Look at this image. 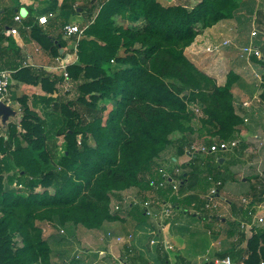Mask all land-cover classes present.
<instances>
[{"label":"trees","instance_id":"obj_1","mask_svg":"<svg viewBox=\"0 0 264 264\" xmlns=\"http://www.w3.org/2000/svg\"><path fill=\"white\" fill-rule=\"evenodd\" d=\"M76 1L62 0L61 28L77 12L70 4ZM96 4L76 41V59L66 66L71 97L65 92L54 96L63 76L23 65L14 39L0 31V69L11 70L16 85L43 91L14 94L20 119L8 122L0 134V264H58L50 246L58 233L43 237L42 224L100 229L119 219V211L110 212V203L112 198L122 202L121 191L129 187L155 192L156 205L169 204L173 211L163 216L167 221L192 216L190 208L204 206L200 195L212 181L220 182L219 189L235 179L213 153H192L188 162L175 161L196 139L207 145L238 139L243 120L235 112L232 87L239 76L229 71L219 85L184 49L204 29L232 18L239 0H200L192 7L160 0ZM14 14L11 9L10 20ZM10 20L1 27L10 26ZM31 37L52 57L63 54L60 49L67 44L34 22ZM257 43L263 53L255 58L264 66V41ZM260 98L264 103V90ZM106 102L111 108L105 115ZM190 105L200 106L202 115L196 116ZM176 132L180 136L171 138ZM170 146L174 151L168 161L178 171H165L179 180L176 190L159 169ZM257 193L263 195L264 185ZM130 216L144 221L150 215L134 205ZM82 260L73 256L65 264ZM243 261L264 264V229L248 238Z\"/></svg>","mask_w":264,"mask_h":264},{"label":"crops","instance_id":"obj_2","mask_svg":"<svg viewBox=\"0 0 264 264\" xmlns=\"http://www.w3.org/2000/svg\"><path fill=\"white\" fill-rule=\"evenodd\" d=\"M89 1L77 0L70 3L77 12L69 16L66 24L86 25L90 19L89 12L93 10L92 6L95 7L99 0H94L95 3L92 5L88 3ZM160 1L165 4H182L192 7L200 0ZM239 2L240 6L232 18L220 20L204 29L184 49L187 58L198 68L213 76L219 85L225 83L229 71L239 76L232 87L235 112L243 120L238 129V139H235L238 145L225 157H219L222 168L234 175L235 179L226 181L219 189L216 187L215 197L220 200L216 203V206L218 205L216 211L190 208L189 211L194 213L192 216H175L167 221L158 213L152 214L144 221L135 220L134 216H130L133 206L138 205L142 208L143 201H152L153 206L156 205L154 201L158 195L155 193L137 189V194L134 196L122 194L119 219L105 222L104 227L96 230L108 228L114 235L125 238L130 234L131 238L124 243H118V250L109 251V256L112 257L100 259L101 264H163V261L166 262L164 264L188 262L202 264L205 261L216 264L226 256H229L234 264H240L247 256L248 238L254 231L264 229V193L263 195L257 193L258 189L264 185V103L260 98L261 86L257 85V80L253 78V72L264 69V66L255 57L247 60L239 55L240 47L250 42L256 44L257 40L264 41V34L260 30L256 37H252L251 26L249 28L245 25L250 23V25L259 26L258 24L263 23L264 0H239ZM61 3L62 0H0V31L14 39L20 48L23 65L60 75L57 57L47 54L32 39L33 22L50 36L64 38L67 44L60 49L61 53L68 54L69 51L72 56L73 40L63 35L60 19H58ZM82 8L84 9L81 10ZM11 9L15 12L12 20H10L11 17L9 18ZM49 13L52 16H48L45 24H40L38 17L49 15ZM17 14L21 16L18 20L14 18ZM9 20L10 26L1 27ZM9 28H15L17 34H7L6 30ZM225 39H229L231 43L223 47L219 53L210 56L204 52L205 45ZM5 44L6 42H3V45ZM11 86L10 90L29 86L35 89L32 93H43L38 86L16 85L14 82ZM9 94L14 102L17 101V98L13 97V91ZM53 95L57 96L58 90ZM10 97L6 98L7 105L12 103ZM245 102L247 105H243ZM6 122L8 124L10 121ZM1 126L4 129L7 128L6 125V128L4 125ZM3 131L2 129L0 133L4 134ZM177 137L179 135L174 138ZM196 141L202 142L200 139ZM239 142L244 145L243 149ZM162 158L165 160L168 156ZM189 159L190 156L185 152L176 159V163H185ZM154 207L155 212L158 211V207ZM260 218L262 220H259ZM199 220L202 221L201 226L194 228L192 233H188L190 223ZM188 244L194 248L188 250Z\"/></svg>","mask_w":264,"mask_h":264},{"label":"rangeland","instance_id":"obj_3","mask_svg":"<svg viewBox=\"0 0 264 264\" xmlns=\"http://www.w3.org/2000/svg\"><path fill=\"white\" fill-rule=\"evenodd\" d=\"M245 25H246V27H249V28L251 26V30L250 31H252V27L253 26H255L258 31L260 30V28H259L260 26H257L256 24H251L250 25V23H247ZM258 31H257V33H259ZM256 36H257V34H256ZM257 41H256V44H257ZM73 44H74V42H73ZM67 53L70 54L69 51ZM63 55L65 56L66 54L64 53ZM208 55L212 56L214 54H208ZM239 55L242 58L244 57L240 53H239ZM117 66L118 65L116 63H113V67L114 68L117 67ZM202 71H204V70H202ZM256 71L264 77V69H260V71L257 69ZM204 72H206V71H204ZM253 78H254V76H253ZM66 85H67L66 89L63 86L59 87V85H58V93H64L65 92V93H67L66 95H68L69 97L73 96L72 87H70L72 84L70 82H66ZM257 85H258V83H257ZM11 87L12 86H10V88ZM69 87H70V90L67 91L69 89ZM10 88H9V92L12 93V91H13V93L16 96H20V95L25 94V93L29 95L35 90L34 88L29 87V86L28 87H24V88H18L16 90H10ZM10 96L11 95L8 94L6 96V98L7 97L9 98ZM7 100L8 99H6L3 102L6 103ZM10 100H12L13 104L11 103V104H8V105L10 106V109L12 110V112L9 113V115L6 117L5 121L2 120V118L0 117V119H1L0 120V127H2L1 125H4V126L6 125L7 126V122L6 121H8V120L9 121L18 122L19 119H20L21 113H20V110H19V102L18 101L14 102L13 98L11 99V97H10ZM110 108H111V103L110 102H106V110L104 112L105 115L107 114V112H108V110ZM34 109L36 111H38L37 108H34ZM200 109H201V107H200ZM201 115H202V110H201V114L199 116H201ZM193 123H194L195 126L198 125V121L196 119L194 120ZM6 126H5V128H6ZM2 129L4 130L3 132H5L6 129H4L3 127H2ZM2 129L0 130V132H2ZM176 135L180 136V133H178V132L173 133L170 137L174 139V137ZM59 142H60V140H59ZM193 143H200V142L194 141ZM173 151H174V146H170L167 149V151H165L164 156H162V157H166V156L170 157L171 156L170 154H173ZM230 151H232V150L230 149V150H227V151L214 152L213 156L215 158L225 157ZM201 154L202 155H208L209 153L208 152H203ZM162 157L160 158V161H162L161 167L169 168V167L174 166L173 162L168 161L169 158L163 160ZM172 168H176V167L174 166ZM212 183H213L214 186L219 187L218 185H216V181H212ZM137 189H139L137 186L129 187V188L121 191V195L124 194V195H133L134 196L135 194H137L136 193ZM35 190L37 192L42 191L41 188H36ZM146 191H148V190H146ZM146 191H143V192H146ZM151 192H153V191H151ZM153 193H155V192H153ZM207 193L204 194V195H200V197L204 200V206H202L200 208V211H203V210H206V211H209V210L210 211H214L215 210L216 211L217 210V206H218V205L216 206V203L219 202L220 200L217 197H215V195L210 197V195H208ZM208 197H210L211 199H208ZM133 201H135V200H133ZM136 202H138V200ZM146 202L150 203L149 206L154 208V209H155L154 206H157L158 207V211L161 208V205L164 204L163 202H160L158 205L154 204V206H153V202L152 201L149 202V201L146 200V201L142 202V206H141L142 208L145 207V203ZM206 204H208L209 206H206ZM116 205L120 207L119 201H117L115 198H112V201H111L110 207H109L110 212L119 211L118 210L119 208L118 209L114 208ZM201 223H202V221H200V220L199 221H192L190 223V225H189L188 233H192L194 228L200 227ZM103 227H104V225H103ZM108 231L113 234V232L110 229H108V228H106V229L103 228L102 230H99V231H97L96 229H86L85 227L80 226V225L72 227V228L71 227H67V228H65V227H63V228L62 227L53 228V225L44 223V224H42L41 233H42V236L46 237V238L49 237L50 235L58 233L56 239H51L50 240V244H51L50 246L52 248V253H51L52 260L55 261L56 263L65 264V263L68 262V260L71 257L75 256V257H77L79 259H83L82 262H81L82 264H101L102 262H101L100 259H106L107 256L110 259L111 255L109 256V251H113L115 249L118 250V242H116L115 238H113L111 235H109V236L107 235ZM187 248H188V250H192L194 247L188 244ZM100 250H102V251H100ZM115 261L117 262V260H115Z\"/></svg>","mask_w":264,"mask_h":264},{"label":"built area","instance_id":"obj_4","mask_svg":"<svg viewBox=\"0 0 264 264\" xmlns=\"http://www.w3.org/2000/svg\"><path fill=\"white\" fill-rule=\"evenodd\" d=\"M48 16H52L51 13H49V15H43V16H39L38 17V22L40 24H45L48 20ZM20 15L17 14L15 15V19L18 20L20 19ZM264 22V21H263ZM84 30V26H79L77 24H73V23H67L63 26L62 28V32L63 35L65 37L71 38L74 42V45L72 47V56H70V54H66L65 56L63 54H61L60 56L57 57L58 60V68L60 71V75L63 76V80L59 83V86H63L66 89V82L68 80V74L66 71V66L72 62L75 61L76 59V54H75V50H76V41L77 39L81 36L82 32ZM264 30V29H263ZM257 29L255 26L252 27V31H251V36L254 37L257 34ZM7 34H11V35H16L17 34V30L15 28H9L6 30ZM231 42L229 39H225L222 40L221 42H217V43H210L208 45H205L203 50L205 53L208 54H217L221 51V49L223 47H225L226 45H229ZM240 54L243 55L245 57V59L249 60L251 57H256V58H260L262 56L261 50L258 48L257 45L253 44L252 42H250L249 44H246L242 47H240ZM253 76L254 78L257 80V83L259 86H261V89L264 90V77L259 74L257 71L253 72ZM13 80H12V76H11V70H7V69H0V101H5L6 100V96L9 94V88L12 85ZM243 105H247V103H243ZM190 108L194 111L196 116H199L201 114V109L200 106L198 105H191ZM238 145V141L237 140H233V141H220V142H213L209 145L204 144V143H192L190 145H188V147L186 148V153L191 156L192 153H203V152H208V153H214L216 151H227L230 149H233L234 147H236ZM163 177L166 178H170L169 172L165 171V167H160L159 168ZM175 171H178L177 168H174ZM170 180L173 182V188L176 190L178 187V180L177 179H171ZM220 184L219 181L216 182V185ZM217 186H213L209 189L208 191V195H210V197H212L213 195L217 194ZM210 197H208V199H211ZM164 204L161 205V208L159 209V211H154V208L150 207L148 202L145 203V207L144 209L146 210V214L147 215H158L160 217H163L165 215H169L170 213H172V208L170 207L169 204L163 202ZM206 206H209L208 204H206ZM114 208L118 209L119 206H115ZM259 220H262L261 218ZM107 235H111L113 238H115L116 242L118 243H124L125 241L129 240L131 238V235L128 234L127 237H123L121 235H113L111 232H107ZM216 264H234L232 262V260L230 259L229 256H226L224 259L219 260L216 262ZM240 264H244V262L242 261Z\"/></svg>","mask_w":264,"mask_h":264},{"label":"water","instance_id":"obj_5","mask_svg":"<svg viewBox=\"0 0 264 264\" xmlns=\"http://www.w3.org/2000/svg\"><path fill=\"white\" fill-rule=\"evenodd\" d=\"M61 53V50H60ZM12 112V110L10 109V106L7 105V103L0 101V117L2 118V120L5 121L6 117L9 115V113Z\"/></svg>","mask_w":264,"mask_h":264}]
</instances>
